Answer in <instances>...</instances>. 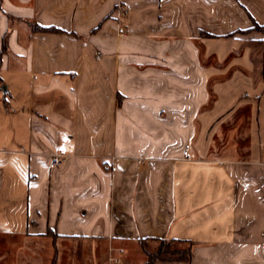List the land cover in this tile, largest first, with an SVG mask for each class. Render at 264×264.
Segmentation results:
<instances>
[{"label": "crops", "instance_id": "crops-1", "mask_svg": "<svg viewBox=\"0 0 264 264\" xmlns=\"http://www.w3.org/2000/svg\"><path fill=\"white\" fill-rule=\"evenodd\" d=\"M254 25L264 0H0V264H264Z\"/></svg>", "mask_w": 264, "mask_h": 264}, {"label": "trees", "instance_id": "trees-1", "mask_svg": "<svg viewBox=\"0 0 264 264\" xmlns=\"http://www.w3.org/2000/svg\"><path fill=\"white\" fill-rule=\"evenodd\" d=\"M38 31H43V32H50L54 31V29H47V28H40L36 27ZM253 29H258V30H264L262 27H259L257 25H254ZM5 49V43L4 47ZM159 249L151 252L149 250V245H150V240H140L138 242V245L140 246L141 250L146 256V263L145 264H155L157 261L165 262V261H188L190 259V253L191 250L190 248L187 249H181L179 247H173V249L170 250L169 246L170 244L172 245H179V242H166V241H159ZM164 245V246H162ZM52 264H55V258H53Z\"/></svg>", "mask_w": 264, "mask_h": 264}, {"label": "built area", "instance_id": "built-area-1", "mask_svg": "<svg viewBox=\"0 0 264 264\" xmlns=\"http://www.w3.org/2000/svg\"><path fill=\"white\" fill-rule=\"evenodd\" d=\"M127 16V9L121 5H118L115 8V20L117 27L120 30L121 35H124V19ZM183 156L187 159L190 158L188 149L183 152ZM65 162V159L62 155H54L49 159L48 167L50 169H56L61 167ZM108 262L110 264H122L124 257V250L122 248H109L108 250Z\"/></svg>", "mask_w": 264, "mask_h": 264}, {"label": "rangeland", "instance_id": "rangeland-1", "mask_svg": "<svg viewBox=\"0 0 264 264\" xmlns=\"http://www.w3.org/2000/svg\"><path fill=\"white\" fill-rule=\"evenodd\" d=\"M48 235H49L50 237L53 236L52 233H49ZM149 246H150V247H149V250H150L151 252H154V251H156V250L159 249L160 244H159L158 242H157V243H153V244L150 243ZM162 246H164V245H162ZM173 247H179V248H181V249H187V248H188L186 245L181 246V245H172V244H170V246H169L170 250L173 249ZM65 257H71V255H70V250H69V249H66V255H65Z\"/></svg>", "mask_w": 264, "mask_h": 264}]
</instances>
